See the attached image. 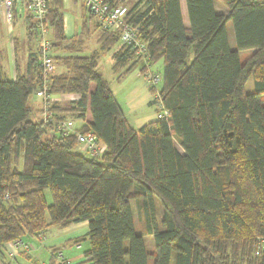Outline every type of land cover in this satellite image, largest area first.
Instances as JSON below:
<instances>
[{
    "label": "trees",
    "instance_id": "trees-1",
    "mask_svg": "<svg viewBox=\"0 0 264 264\" xmlns=\"http://www.w3.org/2000/svg\"><path fill=\"white\" fill-rule=\"evenodd\" d=\"M219 1L229 14H218L214 0H186L190 29L180 0L129 7L126 19L140 27L149 62H163L159 95L169 110L168 118L136 128L98 69L120 33L96 22L104 30L98 51L84 54L76 36L70 41L77 45L63 47L64 0H51L54 48L67 51L56 57L66 70L52 76L51 91L77 96L67 111L84 121L78 131L93 132L106 152H79L76 134L62 136L31 119V97L42 79L38 49L24 72L15 64V80L0 65L1 258L16 239L42 242L53 227L87 222L85 237L75 241L89 242L78 264H149V257L152 264H264V247L257 253L264 238V0ZM24 20L34 39V21ZM253 49L242 61L240 52ZM114 57L116 69L139 63L123 45ZM252 76L255 91L247 93ZM144 235L154 238L153 254Z\"/></svg>",
    "mask_w": 264,
    "mask_h": 264
},
{
    "label": "crops",
    "instance_id": "crops-1",
    "mask_svg": "<svg viewBox=\"0 0 264 264\" xmlns=\"http://www.w3.org/2000/svg\"><path fill=\"white\" fill-rule=\"evenodd\" d=\"M78 1L79 0H64V34L68 41H70L71 38H73V36L78 37V39L79 37H81V39L84 41L83 53L86 55H89L99 50L100 38L102 37L104 30L102 29V33L100 37H98L97 39L98 47H90V45H88L87 43L88 41L86 42V40L83 38L84 32H86L85 34L87 38L90 37L91 32L88 26V21L85 20L83 22L82 28L78 29L75 17L72 13L73 9L77 6ZM138 1L139 0H137L136 2ZM81 2H82L84 10H86V12H89L86 8L85 1L82 0ZM180 7H181V13L183 16V20H184V25L187 29H190V20H189L188 7H187L186 0H180ZM214 7L218 14H225V15L229 14L228 7H226L219 0H214ZM92 26H95L94 29H96L97 23L93 24ZM17 27H18V30H17ZM227 32H228V40H229L230 47L232 49H236L235 34H234L233 25L231 22L227 24ZM8 44H9L10 49L8 48ZM118 44L119 42L115 46H113L110 50L101 54V57L99 59L98 69L100 71L99 67H100V61L102 59V55L107 53L108 55H110V59H112L113 61V65H112L113 71L119 74L118 79L122 81L121 82L122 85H125L126 83L128 84L132 80V77L137 70H136V67L129 71L127 70L128 68L126 67L117 68V69L114 67L115 66L114 55L122 46L121 43L119 45ZM6 45H7V49H5ZM37 48L38 46H37L36 38L34 36V39H33L29 35L27 25L24 19H20L17 22H15L14 27L11 29L5 26L4 24V28L0 32V58L7 56L10 60V64H12V66H10L9 72L8 71L6 72L4 69V66L0 64L2 66L5 76L11 80H15L16 79L15 64L17 63L20 67V70L24 72L27 66L29 55L35 50H37ZM6 51L8 52V54H6ZM254 52H255L254 49L241 51L240 56L242 58V61L245 62ZM22 58L24 59L23 60L24 64L21 65ZM154 66L157 67L156 70L159 71V67L160 68L162 67L163 69V62L159 61L158 63L154 64ZM57 71L61 72L62 70H60V67H59ZM157 86H156L155 91L158 94H160L161 88L159 89L157 88ZM146 88H144L143 85L141 84L133 85L129 89L128 94H127L128 101L130 105L134 108L135 104L133 103V101L136 100L138 94H142L141 103L143 104L144 102L147 101L151 105L156 104L157 105L156 113H157L159 102L157 99H155L156 94L153 95L150 92V88H148L147 83H146ZM54 97H55V102H54L53 110L55 111V113L60 116H65L66 119L72 122L75 125V128L79 130L80 127L84 124V121L76 119L74 116H72L67 111L70 105L72 104V102H74L77 99V96L73 94H60V95H54ZM35 105H36L37 113L39 115V119L37 121H40L42 119V106H43L42 100L38 98V100H36L35 102ZM156 113L147 114L145 113V111H143L142 115H140L139 117H136L137 122L139 124L137 126H134L131 123L130 119H128L126 114L125 113L124 114L133 127L139 128L142 125L148 123L149 121L155 120ZM76 150H78V147L76 148ZM87 230H88L87 222L73 224L66 228L53 227L46 233L47 240L45 242H41L37 238L27 239V242L29 245L28 250L16 249L13 247L11 243H8L5 248V258L0 257V264H61L60 261L54 256V251L58 248H60V250L63 251L65 258L71 261L72 263H75V264L81 263L85 261L82 255L83 246L81 248H77L75 245V241L77 240V238H84L85 234L87 233Z\"/></svg>",
    "mask_w": 264,
    "mask_h": 264
},
{
    "label": "built area",
    "instance_id": "built-area-1",
    "mask_svg": "<svg viewBox=\"0 0 264 264\" xmlns=\"http://www.w3.org/2000/svg\"><path fill=\"white\" fill-rule=\"evenodd\" d=\"M90 13L96 18L101 27L120 33V42L123 46L130 48L134 53V59L145 64V81L148 88L155 87L162 81V74L153 69L154 65L148 59V43L139 36V26L127 21L129 7L125 4H114L110 0H84ZM50 2L51 0H0V20L10 29L15 22L25 17L34 21L33 35L38 46L39 66L42 72V79L37 87L35 95L42 100V119L45 125H53L56 131L62 136L76 134L78 148L85 151L91 157H101L106 152V145L91 131L80 132L75 125L67 119L59 118L53 110L55 97L52 93V76L57 71L56 57L60 54L55 52V29L50 23ZM158 112L156 118L169 117V110L162 103L157 93ZM45 240L43 235H40ZM45 242V241H42ZM16 249L28 250L27 241L16 239L10 242ZM77 248L81 244L76 245ZM264 247V238L259 239L257 247ZM55 257L61 264H75L65 258L62 250L55 252Z\"/></svg>",
    "mask_w": 264,
    "mask_h": 264
},
{
    "label": "rangeland",
    "instance_id": "rangeland-1",
    "mask_svg": "<svg viewBox=\"0 0 264 264\" xmlns=\"http://www.w3.org/2000/svg\"><path fill=\"white\" fill-rule=\"evenodd\" d=\"M81 1L82 0L78 1L77 6L72 11V13H73V15L75 17V20H76L77 27H78V29L82 28L83 22L85 20L88 21V26H89V29H90V32H91L90 33V37L87 38V36L85 34L86 32H84L83 33V38L86 40V42L88 41L87 43H88V45H90V47H98L97 46L98 45V40L97 39H98V37H100V35L102 33V28H99V26H96V29H94L95 26H92V25L96 24L95 22H97L99 24V22L96 20V18L92 14H91L92 16L89 14L90 13L89 9H88L89 12H86V10H84ZM136 1L137 0H125L124 4L126 6H128V7H131L134 4H136ZM92 17H93L94 20L92 19ZM3 28H4V24L0 20V32L3 30ZM17 30H18V27H17ZM77 40L79 42L83 43V41L81 40V37H79V39L77 37ZM81 43H79V45H81ZM120 43L121 42L119 41V44ZM74 45H77V41H75V42L66 41L63 44L61 43V46H63V47L74 46ZM118 45H117V47H118ZM8 48H9V44H8ZM5 49H7V45H6ZM61 51H60V49L59 50L55 49V52L58 53V54H61ZM66 52L67 51H65V52L62 51V54H65ZM6 54H8L7 51H6ZM23 60L24 59L22 58L21 59V65L24 64ZM0 64H2L4 66V69H5L6 72L10 71V66H12V64H10V60H9V58L7 56L3 57V58H0ZM56 64H57V70H58L59 67H60V70H63V71L66 70L65 67H63V63L60 64V62L58 61V63H56ZM59 64H60V66H59ZM130 64L131 63H129V65ZM112 65H113V61H112V59H110V55H108L107 53L103 54L102 55V59L100 61V67H99L100 71H101L103 77L107 81H109L110 88L113 91V94H114L116 100L118 101L119 105L123 109V111L126 114V116L128 117V119H130L131 123L134 126H137L139 124L137 122L136 117H139L140 115H142L143 111H145V113H147V114H155L156 110H157V105L156 104H152L151 105L147 101L144 102L143 104L141 103L142 94H138L136 100L133 101V103L135 104L134 105L135 109L130 105V103L128 101L127 94H128L129 89L133 85L141 84V85H143L144 88H146V81H145V78H144L145 77V75H144L145 73L142 74L140 72V68H142V64L138 63L136 65V70L137 71L133 75L132 80L128 84L126 83L125 85H122V83H121L122 81L118 79V75L119 74L117 72L113 71ZM153 69L156 70L157 67L154 66ZM162 71H163L162 67L161 68L159 67V72H162ZM162 84L163 83L161 82L157 86V88H159V89L162 88ZM254 91H255V84H254V78L252 76L249 79V81L247 82V84H246V92L247 93H252ZM155 93H157V92H155ZM36 100H38V97L36 95H33L31 97V104L33 106V112L31 114V119L35 120V121H37L39 119V115L37 113L36 105H35ZM56 115L58 117H60V115H58V114H56ZM175 144L178 147V149L180 151H182V148H181V146H180V144H179V142L177 140H175ZM78 150H79V152H82V153L88 155L85 151H81L80 148H78ZM46 195H47V198H48V202H51L52 201V197H51V194H50L49 190L46 191ZM131 203H132V206H133V208L135 210L136 207H135L134 200H132ZM156 210H157V214H158V220L161 223V220L163 218V211H162L161 203H160V201L158 199H156ZM134 219H135L137 231H138V233H141L142 232V227H141V224H140V221H139L138 217L136 216V213L134 214ZM144 240H145V243H146L147 252L149 254H153L154 253V248H153L154 247V238H153V236L144 235ZM82 243H83V248L84 249L87 247V245H89L88 241L87 242L83 241ZM152 263H153V259L151 257H149V264H152Z\"/></svg>",
    "mask_w": 264,
    "mask_h": 264
},
{
    "label": "water",
    "instance_id": "water-1",
    "mask_svg": "<svg viewBox=\"0 0 264 264\" xmlns=\"http://www.w3.org/2000/svg\"><path fill=\"white\" fill-rule=\"evenodd\" d=\"M89 11H90V8H89Z\"/></svg>",
    "mask_w": 264,
    "mask_h": 264
}]
</instances>
